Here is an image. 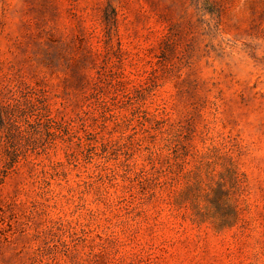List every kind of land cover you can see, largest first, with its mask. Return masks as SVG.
<instances>
[{
    "label": "rangeland",
    "instance_id": "374dc122",
    "mask_svg": "<svg viewBox=\"0 0 264 264\" xmlns=\"http://www.w3.org/2000/svg\"><path fill=\"white\" fill-rule=\"evenodd\" d=\"M2 106L0 264H264V0H0ZM178 129L246 174L235 226L177 210Z\"/></svg>",
    "mask_w": 264,
    "mask_h": 264
},
{
    "label": "trees",
    "instance_id": "16d2710c",
    "mask_svg": "<svg viewBox=\"0 0 264 264\" xmlns=\"http://www.w3.org/2000/svg\"><path fill=\"white\" fill-rule=\"evenodd\" d=\"M31 105L33 101H30ZM15 109H20L17 103L13 105ZM9 106H2L1 121L4 135L0 137V147L4 149L7 156H13L12 164L19 156L21 140L18 137L26 135V129H22L20 122L15 120V116L8 114ZM35 108V106H34ZM4 112L6 116H4ZM32 116L36 125V134L42 133L43 129L50 130L51 118L44 116L43 112L35 108ZM17 119V118H16ZM47 120V121H46ZM177 135H173L166 141L167 149L170 155V172L173 173L168 185L182 182L183 188L179 191L175 199V205L178 211H188L192 220L196 223H205L211 220L217 228L224 229L236 225L239 216V210L236 203H233L232 196L243 190L246 182V174L240 173L232 157H219L208 154L198 156L195 165L186 168L187 156L190 154V148L183 145L180 139V129ZM181 149L184 153H181ZM221 165L223 171L216 177V166ZM155 193V192H154ZM151 196L154 197V194Z\"/></svg>",
    "mask_w": 264,
    "mask_h": 264
}]
</instances>
